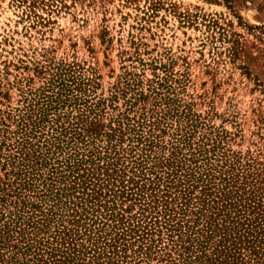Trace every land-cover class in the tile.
<instances>
[{
    "label": "rangeland",
    "instance_id": "rangeland-1",
    "mask_svg": "<svg viewBox=\"0 0 264 264\" xmlns=\"http://www.w3.org/2000/svg\"><path fill=\"white\" fill-rule=\"evenodd\" d=\"M39 109L45 121L27 140L35 155L45 140L58 146L45 159L48 167L73 152L66 143L76 122L97 130L119 122L117 168L127 176L145 138L152 144L142 157L166 158L177 146V157L192 154L206 173L222 168L237 183L252 180L264 196V0H0V227L15 213L12 196L3 193L12 194L5 187L13 177L5 174L20 141L17 120L24 112L33 119ZM72 143L82 156L102 153L98 141ZM47 166L37 175L45 179ZM39 190L34 198L20 191L19 200L36 204ZM121 208L126 216L139 212L137 204ZM17 226L7 227L0 264H32L27 239L39 248L52 243V226L23 243ZM151 239L127 243L117 264H167L165 242ZM23 248L29 253H14ZM86 258L81 252L69 264Z\"/></svg>",
    "mask_w": 264,
    "mask_h": 264
},
{
    "label": "trees",
    "instance_id": "trees-1",
    "mask_svg": "<svg viewBox=\"0 0 264 264\" xmlns=\"http://www.w3.org/2000/svg\"><path fill=\"white\" fill-rule=\"evenodd\" d=\"M55 102L63 103L59 99ZM38 111L33 119L29 112H24L17 120L20 141L15 145L14 154L7 156L10 168L5 174L13 177L5 187L12 194L3 193L12 196L10 203L15 213L0 227V238L4 235L0 245L7 248L11 238L7 227L12 224L18 225L15 233L22 243L30 236L44 234L52 226L53 234L49 236L52 243L46 242L45 248H39L36 240L27 239L25 246L35 252L32 264H69L78 260L81 252L87 258L79 259L80 264H117L127 257V243L131 245L134 240L145 241L153 236L159 243L165 242L161 250L167 264H264V196L252 180L237 183V178L221 172L222 168L214 167L206 173L196 166V156L190 154L187 160L177 157V146L171 147L166 158L142 157L152 144L145 138L144 144L137 148L139 159L132 162L127 176L117 168L119 157L115 147L123 136L119 122L115 127L104 126L105 130H97L91 122L87 125L76 122L66 143L73 152L63 162L55 158L48 167L45 159L58 146L52 143L47 146L45 140L35 155L27 140L45 121L43 110ZM74 140L85 146L98 141L102 143V153L87 151L88 155L82 156L75 150ZM137 142H142L141 136ZM43 148L42 154L38 150ZM46 166L51 171L44 179L37 175L36 168ZM212 170H219L218 181ZM39 179L41 182L36 184ZM39 185L36 204L19 200L20 191H27L31 193L28 198H34ZM3 201L1 197L0 202ZM124 202L130 206L137 204L139 212L124 215L126 211L121 208ZM62 210L66 211L62 216L64 221L72 228L62 224L61 216L56 219L54 211ZM65 240H68L67 247L59 250L56 245H65ZM28 248L14 253L26 255ZM241 251L245 252V258Z\"/></svg>",
    "mask_w": 264,
    "mask_h": 264
}]
</instances>
